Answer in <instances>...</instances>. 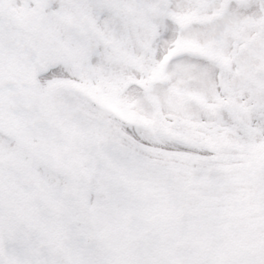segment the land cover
Returning <instances> with one entry per match:
<instances>
[{
    "label": "snow or ice",
    "instance_id": "snow-or-ice-1",
    "mask_svg": "<svg viewBox=\"0 0 264 264\" xmlns=\"http://www.w3.org/2000/svg\"><path fill=\"white\" fill-rule=\"evenodd\" d=\"M0 264H264V0H0Z\"/></svg>",
    "mask_w": 264,
    "mask_h": 264
}]
</instances>
